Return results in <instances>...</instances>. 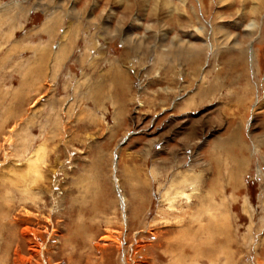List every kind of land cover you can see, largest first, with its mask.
Returning <instances> with one entry per match:
<instances>
[{"label":"rangeland","instance_id":"1","mask_svg":"<svg viewBox=\"0 0 264 264\" xmlns=\"http://www.w3.org/2000/svg\"><path fill=\"white\" fill-rule=\"evenodd\" d=\"M0 264H264V0H0Z\"/></svg>","mask_w":264,"mask_h":264},{"label":"crops","instance_id":"2","mask_svg":"<svg viewBox=\"0 0 264 264\" xmlns=\"http://www.w3.org/2000/svg\"><path fill=\"white\" fill-rule=\"evenodd\" d=\"M6 57L3 58V60L1 61V63H6ZM8 62V61H7Z\"/></svg>","mask_w":264,"mask_h":264}]
</instances>
